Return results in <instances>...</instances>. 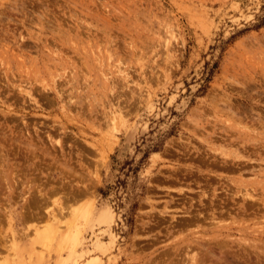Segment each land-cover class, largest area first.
I'll use <instances>...</instances> for the list:
<instances>
[{
  "label": "rangeland",
  "instance_id": "obj_1",
  "mask_svg": "<svg viewBox=\"0 0 264 264\" xmlns=\"http://www.w3.org/2000/svg\"><path fill=\"white\" fill-rule=\"evenodd\" d=\"M192 257L264 264V0H0V264Z\"/></svg>",
  "mask_w": 264,
  "mask_h": 264
},
{
  "label": "bare ground",
  "instance_id": "obj_2",
  "mask_svg": "<svg viewBox=\"0 0 264 264\" xmlns=\"http://www.w3.org/2000/svg\"><path fill=\"white\" fill-rule=\"evenodd\" d=\"M4 185V184H3ZM40 194V193H39ZM205 195V194H204ZM205 197V196H204ZM60 215V214H59ZM187 215V214H186ZM55 216V215H54ZM193 216V215H192ZM51 217V216H50ZM57 217V216H55ZM191 218V216H190ZM50 219V218H49ZM174 218H171V220H173ZM198 244V243H197ZM207 255V254H206ZM209 255V254H208ZM211 255V254H210ZM203 257V256H202ZM208 259V258H207ZM200 260V259H199ZM192 261H194V264H195V258L192 257ZM202 261V260H201ZM200 262V261H199ZM201 263V262H200ZM74 264H80V263H74Z\"/></svg>",
  "mask_w": 264,
  "mask_h": 264
}]
</instances>
